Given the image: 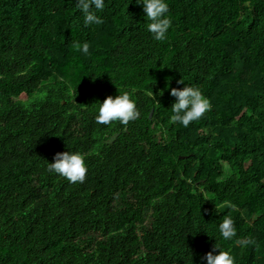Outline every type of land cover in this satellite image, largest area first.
Returning a JSON list of instances; mask_svg holds the SVG:
<instances>
[{"label": "trees", "instance_id": "obj_1", "mask_svg": "<svg viewBox=\"0 0 264 264\" xmlns=\"http://www.w3.org/2000/svg\"><path fill=\"white\" fill-rule=\"evenodd\" d=\"M168 3L158 42L135 0L88 26L76 0H0V264H202L216 243L264 264V0ZM186 84L212 103L187 128L170 122ZM119 90L140 118L97 125ZM68 150L83 183L46 171ZM227 214L254 245L219 236Z\"/></svg>", "mask_w": 264, "mask_h": 264}, {"label": "clouds", "instance_id": "obj_2", "mask_svg": "<svg viewBox=\"0 0 264 264\" xmlns=\"http://www.w3.org/2000/svg\"><path fill=\"white\" fill-rule=\"evenodd\" d=\"M142 7L147 20L146 29L151 33L155 41L162 42L168 38L169 29L173 21L169 11L168 0H135ZM76 8L83 16L84 26L100 25L104 21L99 12L105 8V0H76ZM74 47L82 53H89V43L74 42ZM183 84L184 80L177 81ZM134 91V90H133ZM170 95L175 98L171 106V123L182 124L187 128L192 122L199 121L206 112L212 109V103L203 90L194 85L186 84L183 88H172ZM98 104L94 120L97 125H128L130 121L140 118L141 112L129 90H119L118 95L107 96ZM54 162L46 163V171L66 179L69 183H83L88 172L86 155L80 151L58 152L53 157ZM223 205L229 209H235L236 205L229 200L223 201ZM218 234L224 241H234L235 244L246 246L254 245L252 238H238L235 220L231 214L225 215L217 225ZM216 249L219 251L216 252ZM202 264H236V258L229 250L222 249L217 243L212 251L201 257ZM192 264V259H191Z\"/></svg>", "mask_w": 264, "mask_h": 264}, {"label": "water", "instance_id": "obj_3", "mask_svg": "<svg viewBox=\"0 0 264 264\" xmlns=\"http://www.w3.org/2000/svg\"><path fill=\"white\" fill-rule=\"evenodd\" d=\"M152 113H153V111L151 112L150 117L152 116ZM117 136H118V134L113 135V136L107 141V143H112V142H114L115 139L117 138Z\"/></svg>", "mask_w": 264, "mask_h": 264}, {"label": "rangeland", "instance_id": "obj_4", "mask_svg": "<svg viewBox=\"0 0 264 264\" xmlns=\"http://www.w3.org/2000/svg\"><path fill=\"white\" fill-rule=\"evenodd\" d=\"M22 98L25 99L26 97L23 95Z\"/></svg>", "mask_w": 264, "mask_h": 264}]
</instances>
